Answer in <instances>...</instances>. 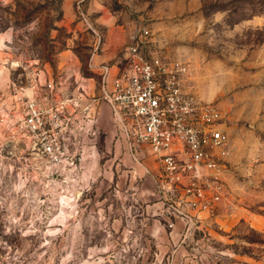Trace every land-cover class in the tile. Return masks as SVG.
Returning <instances> with one entry per match:
<instances>
[{
	"label": "rangeland",
	"instance_id": "obj_1",
	"mask_svg": "<svg viewBox=\"0 0 264 264\" xmlns=\"http://www.w3.org/2000/svg\"><path fill=\"white\" fill-rule=\"evenodd\" d=\"M139 24L151 50L188 65L185 90L220 105L232 139L228 200L190 230L143 160L108 141V108L74 185L50 180L7 113L38 68L91 75L110 26L127 33L124 66ZM0 264H264V0H0Z\"/></svg>",
	"mask_w": 264,
	"mask_h": 264
},
{
	"label": "built area",
	"instance_id": "obj_2",
	"mask_svg": "<svg viewBox=\"0 0 264 264\" xmlns=\"http://www.w3.org/2000/svg\"><path fill=\"white\" fill-rule=\"evenodd\" d=\"M99 44L100 40L97 48ZM150 46V29L135 25L119 72L110 77V64H100L99 94L89 93L75 78L76 93L63 89L67 75L53 76L38 68L30 84H14V105L7 113L12 124L18 122L25 135L34 136V144L51 164L50 180L74 185L87 138L97 132V109L107 102L117 137L127 142L134 158L142 163L136 155L142 144L156 155L157 186L167 213L190 230L205 217L216 216L228 200L232 139L220 105L185 90L188 65ZM73 76L74 72L69 77Z\"/></svg>",
	"mask_w": 264,
	"mask_h": 264
},
{
	"label": "crops",
	"instance_id": "obj_3",
	"mask_svg": "<svg viewBox=\"0 0 264 264\" xmlns=\"http://www.w3.org/2000/svg\"><path fill=\"white\" fill-rule=\"evenodd\" d=\"M115 18L110 17L108 19L109 24L111 25L112 22H114ZM120 25L114 26V27H109V31H108V39L107 42H104V44H102V49H104V52L102 53H96L93 52L92 55V60L95 54L98 55L97 60L98 62L94 63L91 61V65H95L94 67L91 66L93 73L91 75H84L81 72V69L79 66H73V68L71 66H67L66 68H63L62 71H58V74H63L64 76H66V78L64 79V81L62 82V88H69V91H73V93L77 92V89H75V85H74V78L77 80H80L83 84H85L88 88L89 93L94 94L100 93V88H99V78H100V71H99V66L102 63H107L110 64V77L114 76L115 74H117L119 72V69L122 68L123 66L120 64L119 60L113 61V59L115 58L116 55V50H117V46L119 44H121L123 41L126 40L127 38V33L121 29V27H119ZM129 36V34H128ZM97 42L94 43V50L97 49ZM112 60V61H111ZM76 65V64H74ZM72 72H74V76L73 77H69ZM73 82V83H71ZM71 84V86H70ZM106 108L109 109L110 112V120H111V126H110V135L107 138L108 141H115L117 148H121V147H126L128 149L127 146V142L124 139H121L120 137H117L116 134V127L114 124V119L111 113V108L110 105L103 101L101 102L100 106L97 109L96 115H97V122H96V127H97V132L96 134H93L91 137L87 138V141H92L97 134L100 132L101 129V125H100V120L103 119L104 114L106 112ZM92 146V145H91ZM139 154V158L143 160L144 164L150 168L151 172L150 174L154 177L155 174L157 175V173L160 170V163L158 161V159L156 158V155L152 152L150 146L148 144H142L140 146V151L138 152ZM144 169V168H143ZM143 174H145V172H143ZM157 181V180H156ZM182 221V220H181Z\"/></svg>",
	"mask_w": 264,
	"mask_h": 264
}]
</instances>
